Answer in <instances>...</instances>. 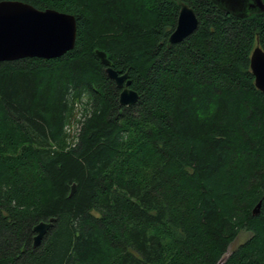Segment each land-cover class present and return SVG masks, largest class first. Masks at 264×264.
<instances>
[{
	"label": "trees",
	"instance_id": "1",
	"mask_svg": "<svg viewBox=\"0 0 264 264\" xmlns=\"http://www.w3.org/2000/svg\"><path fill=\"white\" fill-rule=\"evenodd\" d=\"M20 1L72 14L77 31L59 57L0 61V264H216L240 232L221 264H264V91L250 70L264 11L183 0L198 25L168 45L176 0ZM95 49L128 73L133 105Z\"/></svg>",
	"mask_w": 264,
	"mask_h": 264
},
{
	"label": "water",
	"instance_id": "2",
	"mask_svg": "<svg viewBox=\"0 0 264 264\" xmlns=\"http://www.w3.org/2000/svg\"><path fill=\"white\" fill-rule=\"evenodd\" d=\"M219 9L235 17H246L264 11L263 0H211ZM179 6L174 29L167 38V44L183 41L195 31L198 18L191 6L183 0H176ZM77 24L72 14L53 8L38 9L20 0H0V61H12L25 57L52 59L73 49L76 41ZM96 57L104 66V72L120 89L118 102L123 106L133 105L139 98L137 91L130 87L128 73H119L111 66L107 54L95 49ZM250 70L254 85L264 91V50L257 44L250 55ZM264 187V182H263ZM75 190L72 184L70 194ZM261 202L252 209L258 214ZM54 217L36 223L32 230L33 247L37 246L47 230L53 225ZM228 254L216 264H221Z\"/></svg>",
	"mask_w": 264,
	"mask_h": 264
},
{
	"label": "rangeland",
	"instance_id": "3",
	"mask_svg": "<svg viewBox=\"0 0 264 264\" xmlns=\"http://www.w3.org/2000/svg\"><path fill=\"white\" fill-rule=\"evenodd\" d=\"M76 110H77V115L80 114V108L79 106H76ZM76 124H73L70 129H71V133L74 136V131L76 130ZM248 237V233L246 232H240L239 235L237 236V238L228 246L227 249V253L226 255L233 250L234 248H236L238 246V244H240L241 242H243L246 238Z\"/></svg>",
	"mask_w": 264,
	"mask_h": 264
}]
</instances>
